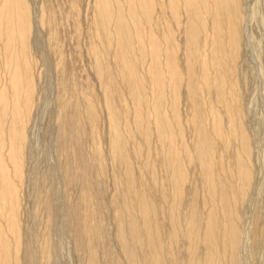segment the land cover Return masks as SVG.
Listing matches in <instances>:
<instances>
[{
	"label": "bare ground",
	"instance_id": "obj_1",
	"mask_svg": "<svg viewBox=\"0 0 264 264\" xmlns=\"http://www.w3.org/2000/svg\"><path fill=\"white\" fill-rule=\"evenodd\" d=\"M53 2L45 0L40 15H34L30 0H0V264H23L24 258L34 256H26L32 247L26 252L22 247L23 239L25 244L30 235L23 236L21 190L27 128L39 92L31 43L37 27L46 29L61 75L58 143L62 154L68 155L66 173L72 167L76 171L72 170L76 177L66 174L69 182L83 183L79 185L83 188L80 201H76L80 204L73 208H77L74 219L79 233L75 234L81 237L77 236L79 241L86 239L80 241L85 242L81 249H86L78 248L89 253L86 264H101L97 251L107 236L99 214L108 206L103 203L105 209L100 211L103 201L97 199L98 206L95 204L94 188L98 186L100 194L101 183L100 189L90 180V172H96L98 181L107 170L98 129L102 104L87 79H82L81 85L69 81L74 75L59 37L62 9ZM90 2L88 52L107 113L108 157L116 175L112 206L107 210L114 208L113 236L125 264H178L183 253L187 256L184 264H239L245 237L240 210L257 177L238 79L245 52V24L252 15H247L246 2ZM80 4L79 0H66V16H62L73 22L75 38L82 34ZM183 106L187 116L181 111ZM86 136L92 140L91 155L85 147L87 155L83 151ZM261 155L264 162V149ZM191 169L197 172L194 185ZM45 202L41 205L49 210L53 205L50 200ZM167 208L168 215L163 218ZM257 215L252 231L264 237L258 225L261 214ZM162 223L168 224V241L162 235ZM47 249L41 253L45 257L50 256ZM178 249L183 251L179 250L180 256ZM21 250L25 255L22 260ZM106 253L104 257L109 256L110 261L103 260V264H121L119 256ZM47 258L43 262H48Z\"/></svg>",
	"mask_w": 264,
	"mask_h": 264
},
{
	"label": "rangeland",
	"instance_id": "obj_2",
	"mask_svg": "<svg viewBox=\"0 0 264 264\" xmlns=\"http://www.w3.org/2000/svg\"><path fill=\"white\" fill-rule=\"evenodd\" d=\"M244 1L246 2V5L248 7L246 8L248 17L251 13L253 15V18L251 15V18L249 17L245 24V32H246V36H245L246 44L244 46L245 52H244V56L242 57V62L239 67L241 70L239 69L240 71L238 73V76H239L238 79L240 81L239 84H240L244 108L246 109L245 124L247 125L251 140L254 144V155L253 156H254V159L256 160L254 162V171H256L257 177L255 176L256 177L255 185H254L255 187L253 188L251 194L246 198V201H245L246 203L244 204V207L241 208L242 211L240 210V213L242 212L241 213L242 214L241 227H242V232L245 233L243 234V237L244 236L245 237L243 238V242H242L243 249L241 246V249H242L241 251H243V253L240 254L241 261L239 262V264H264V240H263L264 237L263 235L257 236L256 233L253 232L256 227L255 223L257 220L256 217L258 218L257 214L260 213L261 215L259 216L261 218H259L260 224L258 223V225L259 227H261L260 230L262 229L261 232L264 234V162L262 161V155H261L262 150L264 149V0H244ZM56 3L60 4V9L62 10L59 11V19L60 21L63 20V23L61 22V25L63 27H61L60 25L61 35L59 34L60 35L59 37L61 38V41L63 43V52H65V59L66 61H68L67 62V65H69L68 68H71L73 72L72 75H74L70 78L69 81L71 83H76V84L80 82V84L79 83L78 84L81 85L83 80L87 79L91 83L94 89L93 91L94 94H96L97 98H99L102 101L100 88L98 86L99 83L94 78L95 75L91 67L92 59H91L90 53L88 52L89 46H90L89 45L90 39L87 33H88V30L90 27L89 25L91 22L90 21L91 16L88 15L91 13L88 9H90L91 2L90 0H79V4L81 5L80 8H82L80 10L81 11L80 13L82 16L79 19V22L81 21L80 28L82 31L80 38L78 37L75 38L74 36L73 22L66 21L65 17H62V16H66V13H64L67 9L66 8L67 6H65L66 0H56V2L54 0L53 4L57 5ZM44 5H45V0H30V6L32 7L34 15H40L41 10L44 8ZM60 12H62L63 14ZM31 38H32L31 40L32 49H33L32 53L35 54L36 64H37L36 68L39 74V76L37 75L38 78L36 81L39 92L37 95V99H38L36 102L37 104L34 106L33 111H32L31 122L29 123L28 128H27L28 140H27L26 150L28 152L26 151L25 153L26 157L24 160L26 162H25V167L23 170L24 171V176H23L24 180L22 183L24 184L23 189L21 186V189H22L21 192L23 193L22 198H21V206H22V209L25 208L24 210L21 211V220H22V225H23L22 227H23V233H24L23 236H25V234L30 235L29 237L28 235L26 236L30 240L26 238L29 242L26 241L28 243L25 242L24 244L23 238L25 237L22 238L23 244H24V245L22 244V247L24 251L21 250L20 252L22 253L21 260L25 256L23 255V252H26L28 250H32V251L27 252L26 254L28 255L26 256L29 257L30 253L34 254V256L31 255L32 257L30 260L28 258L27 259L24 258V260H22L21 262L23 263L26 260V263L24 262L23 264H30V263L33 264V262L34 264L35 263L36 264H44V263L45 264L47 263L48 264H86L89 259V256L87 258V255H89V253L81 252L82 250L81 248L84 247L86 239L84 238L80 240L81 242L82 240L85 241L84 245L83 243H80L79 239L81 237L75 234L77 232L76 228L78 227L76 226L77 223L74 219L75 218L74 215H76L77 213V211H74V210L75 209L77 210L78 205L80 204L79 202H76V201L77 200L80 201L79 198L81 197V194L83 192L82 191L83 188L82 190L80 188L83 186V183L81 181H80L81 184L79 181H76L72 184L69 182V179L66 176V174L68 175L70 172L74 173L75 169L72 167V170L74 169V171L72 172V170L69 169V173L68 172L66 173L67 168L69 166L68 165L69 162L67 160L68 155H66V153L62 154L63 152L59 144L61 142H60V139H58L60 138L59 136L60 133L58 135L59 122L57 119L59 116L58 114L59 105L57 102L58 101L57 98L61 93L60 92L61 91V86H60L61 75L56 67L57 65V57L55 54L56 52H54V49H53L54 47L51 45L50 41L48 40L46 29L44 31L40 27H37L36 29L34 28ZM95 90L97 91L95 92ZM100 100H99V103L103 105V103H101ZM99 103L98 105H100ZM102 105H101L102 109L99 106L100 108L99 113H101L100 114L101 122L99 124L98 129H99L100 137H101L100 143H102L103 145L102 149H103L105 164L107 163L106 164L107 170H105L104 176L100 177L102 179L98 178L100 181L95 180L97 179V176L95 175L96 172L95 173L90 172L94 176L90 174L89 175H90V178L92 176V179L90 180H92L91 182H93L94 185L95 184L99 185V188H100V183H101V188H102V189L100 188L102 190V192L100 193L101 195L97 193L99 190L98 186L97 187L95 186L94 188V191H96L95 193L96 196H94L95 204H97L98 206V203L95 200L99 199L98 202L103 201L102 203H99V205L101 204L102 206V204L104 203V205L108 206V208H111L112 202L110 200L112 199V195L115 193L114 191H115V185H116V180H115L116 178L114 179V177L116 175L114 176L115 168L112 167L113 164L111 165L112 160H110V158L108 157L109 147L107 144L108 142L107 135H108L109 128H108V122L106 118L107 113H106L104 106L102 107ZM181 111H183V115L187 116L188 111L185 106L182 107ZM84 139L85 140L83 142L85 144L82 142L83 151L87 149V151L89 152L85 151V154L87 155V153H89L91 155L93 151V148H92L93 146L90 145L92 140L89 136H86ZM59 147L61 150L59 149ZM84 147H85V150H84ZM138 167L139 166L136 165V168ZM93 170L95 171V169ZM191 170H192L191 172L194 174L193 175L194 177L191 180L193 182L196 179L195 174H197V172L196 170H193V169ZM136 171L138 170L136 169ZM70 175L72 176V174ZM73 177H76L75 173ZM145 179H147V181L150 182V179H151L150 175L146 174ZM94 181H97V182L95 183ZM196 181L197 180H195V182ZM193 185H194V182H193ZM97 194L99 196H102V194L104 195L103 197H99ZM44 200H46V202ZM49 200L51 202V205L53 206H50L51 208L49 207V210H46L48 208H44L43 207L44 205H41L43 204L41 202L47 203L49 202ZM38 203H40L39 208H38L39 206ZM76 203H78V205ZM101 206H99V209ZM73 207H77V208H73ZM103 208L104 207L102 206L100 211ZM107 209H105V211ZM44 210L46 212H44ZM167 210L168 208L164 211V213H162L163 218L164 216L166 218V216L168 215L169 211L167 212ZM47 211L52 212V214L49 213L51 216H48L49 214L47 213ZM112 211H114V208H112L109 211L107 210L106 213L102 211L103 212V213L101 212L102 215L99 214V216H101L99 220L102 221V225L103 223H104V226L106 225L103 228V230L105 229L104 233L107 231L106 233L107 236L104 235V241L101 244L103 245V247L100 246L99 247L100 249L98 248V251H97L98 257H99L98 259L100 260L101 264L106 263V260L110 261L109 256L105 255V257L107 256L106 257L107 259L104 257V254L106 251H107L106 254L111 253V251L109 252L108 251L109 249H107V248H110V250L113 251L111 254L113 253L116 254V258L119 256L118 258L122 261V262L120 261L121 264L122 263L125 264L126 263L125 257H123L124 255L122 254V252L120 253L119 244L118 245L116 244L117 242V240L115 239L116 236H113V235H116V231H115L116 224H114L115 222L112 217L114 216V214ZM33 215H35V217ZM102 216H103V219H102ZM36 217L37 219H35ZM163 218H161V220H163V222L164 221L167 222ZM38 219H41V220H38ZM41 221L44 223H42ZM46 221H49L48 225H46L47 223ZM163 227L161 230L162 235L164 236L166 241H168V236H169L168 235L169 230L167 231V229H169L168 224L166 223ZM74 228L76 230H74ZM243 229L245 230V232ZM77 234L79 233L77 232ZM77 236H79L80 238ZM105 237H108V238L106 239ZM255 238H257V240ZM105 239H106V242H105ZM78 241L81 247L80 246L78 247ZM29 243H31L30 244L31 246L29 245ZM181 244H183V242H180L179 247H181L180 249L183 250L184 244L183 245ZM41 246H44V248ZM30 247L32 248L28 249ZM47 247L49 249V250L47 249L49 252L47 251L46 253L50 254L51 256L50 257L48 255L49 258H47L48 256L45 257L46 255L43 256L44 254L43 255L41 254L43 253L42 250ZM78 248H80L81 250ZM25 249H28V250H25ZM180 249H178L179 256L183 251H185V250L182 251ZM101 250L103 253H101ZM179 250L181 251V253ZM183 254L179 257V259L182 258L181 259L182 261L179 259L177 260V261H180V263L178 262V264L185 263L184 259H186L187 256L185 254L183 256ZM35 255H36V258H35ZM43 257L49 259V260L47 259L45 260L48 262H43L45 259ZM168 262L167 264L170 263Z\"/></svg>",
	"mask_w": 264,
	"mask_h": 264
}]
</instances>
